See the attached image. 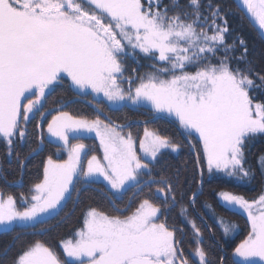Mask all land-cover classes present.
Listing matches in <instances>:
<instances>
[{
  "label": "snow or ice",
  "instance_id": "1",
  "mask_svg": "<svg viewBox=\"0 0 264 264\" xmlns=\"http://www.w3.org/2000/svg\"><path fill=\"white\" fill-rule=\"evenodd\" d=\"M236 8L264 34V0H237ZM229 14L217 0H0V141L21 170L12 182L18 195L0 189V235L16 234L0 264H264V190L252 199L219 190L214 204L200 202L205 174L245 183L257 168L264 175V153L256 167L249 162L264 140V71L242 37L229 42ZM65 86L93 112L72 113L63 101L49 108ZM125 110L150 119L108 114ZM161 120L179 136L156 127ZM46 144L66 158L48 155L25 192L26 162ZM185 149L198 177L186 203L177 198L180 169L158 171ZM96 186L110 210L86 208L62 253L38 238ZM197 205L220 230L214 248ZM174 209L190 228L187 252L189 233L168 221ZM236 215L248 231L230 243ZM19 233L34 238L21 243Z\"/></svg>",
  "mask_w": 264,
  "mask_h": 264
},
{
  "label": "trees",
  "instance_id": "2",
  "mask_svg": "<svg viewBox=\"0 0 264 264\" xmlns=\"http://www.w3.org/2000/svg\"><path fill=\"white\" fill-rule=\"evenodd\" d=\"M226 9H230V14L228 20L230 22L232 36L229 38V42L235 37H242L246 42L249 49V59L254 63L255 68L258 71H264V43L259 36L258 32L254 29L252 24L247 20V18L242 15L236 8L234 0H217ZM239 51V50H238ZM63 101L66 103L67 110L72 113H88L93 112V108L87 103L86 100L77 98L73 95L72 91L66 86L59 89L56 95L51 98L48 102L49 108H55L58 106V102ZM105 111H107V105H104ZM116 119L118 122L127 121H144L149 120L150 117L143 112H136L132 110H125L123 113H108ZM155 126L160 128V130L166 134L179 136L177 131V126L170 120H161L155 122ZM33 133H35V126L32 127ZM134 131H139L134 129ZM37 143L35 136L32 139V145L35 146ZM18 151L21 155L27 154L30 149L27 145L18 147ZM264 153V140H257L252 146L249 152V162L253 167H256V158L258 155ZM48 155H53V158H62L56 153L55 147L51 145H45L38 154H35L26 162V167L23 170V184L24 191L27 192L28 186L39 178L41 172V167L43 162L46 160ZM0 165L3 166V176L0 177V189L6 192H12L14 194L19 193L21 189L14 186L12 182L19 180L21 178V170L15 159H9L6 155V146L0 141ZM177 169H180V184L176 189L177 198L180 199L183 195L184 202H187V198L191 192L197 191L198 188V177L195 172L194 165L192 163L191 154L185 149L180 154L168 155L161 162L158 171H163L169 175L173 174ZM7 178V180L4 179ZM205 185L203 187L204 195L200 197V202L208 201L209 203H215L217 196L216 193L219 190H230L237 193L247 194L251 193L253 195L259 194L264 188V175H261L259 169L256 170L255 179L250 183L237 182L235 180H229L228 178L219 176L214 179H210L205 174ZM100 186H96L94 189H89L84 192L81 197V202L79 204L69 203L64 213L52 224L48 225L47 235L40 236L38 238L45 240L52 246H54L57 251H61L59 241L61 237H65L69 233H72L75 229L81 226L83 215L85 209L89 206H95L103 208L104 210H110L109 203L105 197L101 194L99 190ZM197 211L201 215L205 216L207 223L212 225L213 231L216 235L213 238L209 235L208 230L204 229L205 240L210 248H214L216 241L220 240V230L215 227L213 221L208 218L204 209L197 205ZM195 214V213H194ZM241 215L231 216L239 226L238 234L230 241V243H239L241 239L247 234L248 226H246L245 218H239ZM242 222H241V221ZM168 221L170 224H175L178 227H183L186 233L189 235L185 239V250L188 251V246L192 243V237L190 234V228L184 224L182 218L178 214V210H170L168 213ZM13 235H0V251L4 249L7 245L11 244L13 241ZM21 243L27 242L34 237L30 233H19ZM19 247V245H18Z\"/></svg>",
  "mask_w": 264,
  "mask_h": 264
},
{
  "label": "rangeland",
  "instance_id": "3",
  "mask_svg": "<svg viewBox=\"0 0 264 264\" xmlns=\"http://www.w3.org/2000/svg\"><path fill=\"white\" fill-rule=\"evenodd\" d=\"M236 4V3H235ZM146 63V62H145ZM45 137H47V133L45 132ZM86 142H90V143H98V141H95V140H91V141H86ZM99 154V153H98ZM172 154H176V153H172ZM172 154H169V155H172ZM58 156L60 157V156H62V158H66L65 157V154H63V153H61V154H58ZM168 156V155H167ZM167 156H165V157H167ZM163 162V161H162ZM223 177V176H222ZM262 190H264V188L262 189ZM237 193V192H236ZM239 194H242V193H239ZM243 195H245L248 199H252V198H255L257 195L255 194V195H253V194H251V193H247V194H243ZM239 218H245V221H243V223L245 222H247L246 221V217L245 216H242L241 215V217L239 216L236 220H238ZM241 221V220H240ZM242 222V221H241ZM81 226H82V222H81ZM80 226V227H81ZM246 226H248L247 225V223H246ZM240 227H241V225H240ZM79 228H77V229H75L72 233H69L68 235H66L65 237H61L62 239L59 241V243H61V241L62 240H64V239H66V238H72V236H73V234H74V232L76 231V230H78ZM247 235V234H246ZM245 235V236H246ZM244 236V237H245ZM243 237V238H244ZM59 252H61L62 253V249H61V251H59Z\"/></svg>",
  "mask_w": 264,
  "mask_h": 264
},
{
  "label": "water",
  "instance_id": "4",
  "mask_svg": "<svg viewBox=\"0 0 264 264\" xmlns=\"http://www.w3.org/2000/svg\"><path fill=\"white\" fill-rule=\"evenodd\" d=\"M235 2H236V4H237V0H235ZM246 18L249 20V22L257 29V31L259 32V34L261 35V37L263 38V40H264V34H262L261 32H260V30L258 29V26H256L255 24H254V22H251L250 21V18H248L247 16H246Z\"/></svg>",
  "mask_w": 264,
  "mask_h": 264
},
{
  "label": "bare ground",
  "instance_id": "5",
  "mask_svg": "<svg viewBox=\"0 0 264 264\" xmlns=\"http://www.w3.org/2000/svg\"><path fill=\"white\" fill-rule=\"evenodd\" d=\"M234 2H235V0H234ZM236 3V2H235ZM245 16V15H244ZM246 17V16H245ZM248 20V19H247ZM249 21V20H248ZM253 26V25H252ZM254 27V26H253ZM254 29L257 31V29L254 27ZM258 32V31H257ZM258 34H259V32H258ZM259 36L261 37V35L259 34ZM261 39H262V41H263V43H264V40H263V38L261 37Z\"/></svg>",
  "mask_w": 264,
  "mask_h": 264
}]
</instances>
